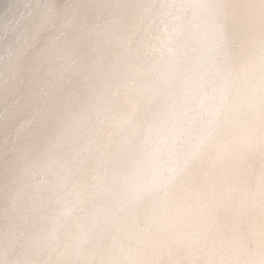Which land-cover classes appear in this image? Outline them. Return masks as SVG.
<instances>
[{
    "label": "clouds",
    "instance_id": "clouds-1",
    "mask_svg": "<svg viewBox=\"0 0 264 264\" xmlns=\"http://www.w3.org/2000/svg\"><path fill=\"white\" fill-rule=\"evenodd\" d=\"M0 264H264V0L6 2Z\"/></svg>",
    "mask_w": 264,
    "mask_h": 264
},
{
    "label": "bare ground",
    "instance_id": "bare-ground-1",
    "mask_svg": "<svg viewBox=\"0 0 264 264\" xmlns=\"http://www.w3.org/2000/svg\"><path fill=\"white\" fill-rule=\"evenodd\" d=\"M6 2H11V0H0V8L6 3Z\"/></svg>",
    "mask_w": 264,
    "mask_h": 264
}]
</instances>
